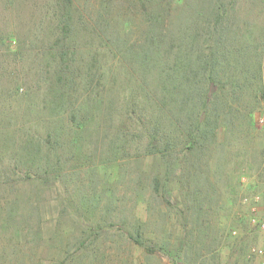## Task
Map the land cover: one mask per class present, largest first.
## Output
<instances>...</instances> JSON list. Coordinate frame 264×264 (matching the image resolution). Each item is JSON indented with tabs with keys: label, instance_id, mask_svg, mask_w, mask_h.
<instances>
[{
	"label": "rangeland",
	"instance_id": "1",
	"mask_svg": "<svg viewBox=\"0 0 264 264\" xmlns=\"http://www.w3.org/2000/svg\"><path fill=\"white\" fill-rule=\"evenodd\" d=\"M21 2L0 0L1 155L22 143L23 126L41 136L46 128L64 126L79 109L74 125L88 133L101 129L82 144L80 131L59 140L66 145L57 155L61 183L0 186V264H264V255L256 253L264 247V0L62 2L66 40L86 52L97 50L105 78L115 60L133 65L138 80L149 74L151 83L176 64L167 72L175 80L169 102L176 125L192 109L186 123L194 126L199 107L185 89L182 61L217 54L215 72L229 81L210 90L217 91L212 114L220 124L199 164L201 155H183L173 128L169 150L163 140L156 151H146L129 134L120 143L123 151L114 153L113 121L105 117L99 124L100 110L92 103L81 106L82 92L65 103L61 93L54 98L53 89L38 88L32 75L46 61L29 54L19 61L16 46L33 38L29 31L55 6L53 0ZM217 24L221 30L212 31ZM204 68L189 73L198 78H192L195 84ZM103 73L95 75L91 90L104 82ZM27 87L33 95L24 98ZM160 88L167 94L168 85ZM104 90L108 104L113 93ZM29 103L34 107L27 111ZM5 168L0 164V174ZM153 178L159 179L158 194ZM198 225L208 234L203 248ZM128 232L141 237L139 245Z\"/></svg>",
	"mask_w": 264,
	"mask_h": 264
},
{
	"label": "trees",
	"instance_id": "2",
	"mask_svg": "<svg viewBox=\"0 0 264 264\" xmlns=\"http://www.w3.org/2000/svg\"><path fill=\"white\" fill-rule=\"evenodd\" d=\"M63 1L53 0L55 8L51 11L45 10L40 22L29 31L28 38H33L23 42L22 46L21 43L20 45L17 43L16 46L15 56L19 58V61L27 54L33 55L38 60L46 61V65L40 64L39 68L32 75L37 87L42 88L46 86L50 91L53 89L51 94L54 98H59L56 95L61 93L60 99L63 101L65 99V103L71 102L73 99L72 94H76L77 91L82 92L81 97H86L84 100L82 99L81 106L88 107L90 103L96 106V109L100 110L99 117L96 118L97 120L99 119V124L105 121V117H109V120L113 121L114 130H116V137L113 141L114 153L123 151L120 143L125 144V138L129 134L132 138H137V143L139 145L143 144L142 147L146 151H156L159 149L160 141L163 140L166 141L163 149L169 150L172 148V145L169 140L167 141V134H170V128H173L178 133L180 144L184 147L185 152L183 155L185 157L201 155L195 159L197 164H199L205 158L207 153L206 147H208L211 139L214 138L220 124L219 116L212 114L213 110L217 108L215 101L213 102V99L217 97V91L211 94L210 90L213 86L220 85L222 81H229L227 78L225 80L221 79L220 73L215 72L219 59L217 54L214 53L209 57H198L194 63L190 59V61L188 59L186 62L182 61L179 69L187 76L184 79L185 89L195 94L199 107L194 118V126L186 123V120L189 117H193L195 113L192 109H186L187 112L183 116H180L184 119H182L184 121L183 124H180V121H178L179 125H176L172 113V102H169L170 100L172 101L174 96L173 87L175 80L167 73L170 70L172 71L176 64L171 63L172 65L169 70L160 71L161 74L157 76V79H154L155 82L153 80V83H151L152 80L149 74L147 76L146 73L145 76H142L138 80L134 71L130 68L133 65L127 67L122 61L115 60L111 63L109 72H107L108 76L105 78L106 66L99 60L97 50L86 52L81 50L80 46L75 47L74 42L66 40L68 33L67 28L63 25L66 19L64 7L62 6ZM23 2L24 0L21 3ZM222 26L219 27L217 24L215 27H211V29L217 32L221 30ZM200 65L205 67L201 73L203 82L195 84L194 80L198 81V78L194 77V75L190 77L189 73L192 70L196 71ZM143 66L142 64L140 67L143 68ZM46 67L48 70H46ZM101 71L104 72L101 80L106 82L100 83L95 90H91L95 75ZM144 71H146L145 68ZM117 72H120L121 76H118ZM24 79L27 80V77ZM151 85L159 89L160 96L157 90L155 92L151 91ZM161 85H168L167 94H164L160 88ZM31 89L28 88V92L24 93L22 97L29 98L31 94L33 95ZM104 89H109L108 92L113 93L108 104H106L103 98V94L107 92ZM136 93L140 95H136ZM47 96H50V92ZM26 106L27 111L31 107H34L30 103L26 104ZM63 107V105L57 107L59 110L57 113L58 118L64 112ZM87 109L86 111L88 112ZM35 111L37 112L38 110L36 109ZM80 112V109L73 112L69 121L64 126L59 124L58 127L53 125L51 128H46L41 136L35 130L32 131L30 125L23 126L22 129L25 128L26 134L22 138V143L18 146L15 145L10 150L8 149V153L4 150L5 155H3V150L2 155L0 152V164L6 167L4 173L0 174V186L10 188L18 183H36L39 181L52 185L61 183L65 176H63L61 162L57 158V155L66 145L61 144L59 140L68 137L71 133L80 131V144H82V142H86L100 134L101 126L96 128V132H90L94 134L92 135L85 129H81L80 126L73 124L72 119L75 120ZM212 124L214 130H211ZM67 127L69 128L66 131ZM207 129H210L209 132H207ZM60 144L61 147H59ZM161 146L163 147V145ZM75 153L68 155L66 162H69L70 156L72 155L73 157L76 155ZM152 187L156 194L160 193L159 179L153 178ZM199 226L198 231H196L199 234L197 242L200 243L202 241L200 245L203 248L206 245L208 234L206 228L202 227L199 230ZM132 233L128 232L129 239L136 245H139L140 242L138 240L141 237L139 236L138 238L136 236L138 240H135ZM198 252L199 250H197Z\"/></svg>",
	"mask_w": 264,
	"mask_h": 264
},
{
	"label": "built area",
	"instance_id": "3",
	"mask_svg": "<svg viewBox=\"0 0 264 264\" xmlns=\"http://www.w3.org/2000/svg\"><path fill=\"white\" fill-rule=\"evenodd\" d=\"M262 227H263V225H262ZM256 253H257L258 255H264V247L261 248V249H258V250L256 251Z\"/></svg>",
	"mask_w": 264,
	"mask_h": 264
}]
</instances>
